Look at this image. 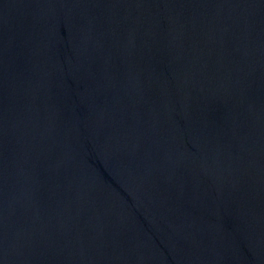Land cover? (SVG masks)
Returning <instances> with one entry per match:
<instances>
[{"label":"water","instance_id":"water-1","mask_svg":"<svg viewBox=\"0 0 264 264\" xmlns=\"http://www.w3.org/2000/svg\"><path fill=\"white\" fill-rule=\"evenodd\" d=\"M0 264H264V0H0Z\"/></svg>","mask_w":264,"mask_h":264}]
</instances>
